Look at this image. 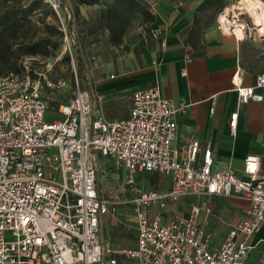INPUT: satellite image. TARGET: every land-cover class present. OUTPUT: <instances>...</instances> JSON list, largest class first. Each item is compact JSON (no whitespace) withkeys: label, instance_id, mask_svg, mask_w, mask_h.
<instances>
[{"label":"built area","instance_id":"built-area-1","mask_svg":"<svg viewBox=\"0 0 264 264\" xmlns=\"http://www.w3.org/2000/svg\"><path fill=\"white\" fill-rule=\"evenodd\" d=\"M43 1L57 14L76 87L59 105L62 118L47 120L42 89L50 82L45 71L29 68L32 57L0 74V264H246L250 239L264 223L260 156L246 155L238 173L231 165L212 168L209 142L201 147L190 137L174 147L175 114L183 108L163 96L158 81L130 92L127 116L107 119L77 80L68 24L74 10L65 15L64 0ZM150 32L154 39L162 34L157 27ZM262 89L264 72L250 86H235L238 102H264ZM97 153L112 161L113 179L127 187L133 246L114 247L102 235L101 219L115 215L120 201L99 185ZM141 172L164 175L169 188L145 189ZM211 196L248 201L244 216L227 223L216 242L213 208L196 200ZM173 206L177 212L168 215Z\"/></svg>","mask_w":264,"mask_h":264},{"label":"crops","instance_id":"crops-1","mask_svg":"<svg viewBox=\"0 0 264 264\" xmlns=\"http://www.w3.org/2000/svg\"><path fill=\"white\" fill-rule=\"evenodd\" d=\"M64 1L65 15L70 10L76 11L74 18L68 20L75 43L72 29L75 18L89 20L96 11L99 16L100 9L105 6L104 1L95 4H85L80 0ZM145 1L155 16L150 29L160 28L162 34L154 39L140 20H136L121 43L112 45L103 27L109 45L101 50H125V54L124 61L112 63L103 70L104 77L94 81L93 90L89 91L95 101L94 107H98L107 119L125 117L130 108V92L158 81L163 96L170 99L176 108H183L175 114L177 136L172 143L174 147L179 148L190 137L197 138L201 147L209 142L213 153L212 168L219 170L231 165L238 173L246 155L258 154L260 174H264V102L250 100L239 103L235 90L237 84H254L256 75L262 73L241 63L240 44L244 36L240 38L233 30L235 27L218 26V20L203 30L200 40L193 46L187 38L193 14L201 0ZM231 20L237 22L235 16ZM113 65L115 69H112ZM261 91L264 93V89ZM123 93L126 100L121 96ZM95 94L102 95L101 102L95 100ZM234 112L237 113L236 127L232 130L230 123ZM223 198L238 214V218L231 221L241 219L248 201L236 196ZM122 214L128 220L127 213L124 216L119 210L115 215H105L101 219V232L107 241L108 223L114 219L122 223ZM129 231L134 241L133 231ZM134 242L127 246H133ZM249 244L246 264H264V223L260 224Z\"/></svg>","mask_w":264,"mask_h":264},{"label":"rangeland","instance_id":"rangeland-1","mask_svg":"<svg viewBox=\"0 0 264 264\" xmlns=\"http://www.w3.org/2000/svg\"><path fill=\"white\" fill-rule=\"evenodd\" d=\"M261 1L264 3V0ZM216 6L217 3L204 13H201L200 17L202 20L211 21V25H213L218 22L220 15L224 14L226 21L218 22V24H224L230 28L240 25L244 34V41L240 44L241 63L256 72H264V33L259 32L260 27L243 8L241 0H223L222 8L218 13L214 14ZM63 10L62 8V14H64ZM233 16H235L237 22L231 20ZM34 19L38 22L35 38L38 39L48 35L51 37L52 43L50 44L48 55H34L32 59L27 60L28 66L32 70L46 72V77L50 82V85L45 83L42 89L43 96L48 103L46 119H60L62 118V114L59 111V105L71 99L76 87L74 67L71 63L70 55L69 60L66 59L69 52L64 50L63 41L58 32L57 14L52 7L47 4L45 7L35 9ZM47 29L49 30L47 31ZM72 29L75 34L72 55L77 71V80L81 88L90 91L93 90L94 81L100 79L101 76L104 77L103 70L112 63L115 64V62L120 60L124 61L123 55L125 54V50H101L108 48L109 44L99 21L97 11L89 20L85 19L84 21L76 17ZM54 43H56L55 47L53 46ZM26 56L27 54H18L11 66L4 68L3 71L7 68L20 66ZM46 64L50 66V69H47ZM113 68L115 69L116 67L113 65ZM125 95L124 93L121 94V96H124V99ZM95 157L98 165L97 178L100 187L108 197L120 201L118 203V210L124 213V216L126 212V217L129 218L131 207L127 202L129 194L126 185L122 182L121 178L113 179L115 169L110 159L99 153ZM138 181L147 190L162 192L169 188L168 178L156 172H141L138 175ZM223 197L196 198V200L205 199L213 208L215 217L211 219L210 230L215 239L224 235L227 230V223L238 218V214L235 213L232 207H229L228 204L230 203L224 200ZM237 205L240 206L239 203ZM169 210L171 211H169L170 213L168 212V215L174 216V211L177 212V207L173 206ZM110 221L107 225L109 231L106 230V236L109 237L108 241L113 244L112 246L132 245L134 242L133 237L128 234V230L132 232V228L129 227L130 219H124L122 223L117 219Z\"/></svg>","mask_w":264,"mask_h":264},{"label":"trees","instance_id":"trees-1","mask_svg":"<svg viewBox=\"0 0 264 264\" xmlns=\"http://www.w3.org/2000/svg\"><path fill=\"white\" fill-rule=\"evenodd\" d=\"M102 0H80L85 4H95ZM217 6L214 14L223 6V0H202L197 6L187 41L195 46L201 38L203 30L210 26L211 21H203L200 17L210 7ZM105 6L100 9L99 21L108 32V41L112 45H119L127 30L133 22L140 20L146 32H150V24L155 20L154 14L149 10L145 0H107ZM43 0H0V74L4 68L10 67L18 54L48 55L50 36L35 38L38 30V22L34 19V10L45 7ZM74 13L76 11L74 9ZM49 29H47L48 31ZM62 39V32L58 27ZM63 41V39H62ZM56 46V43L53 45ZM69 54L66 59L69 60ZM21 67L7 68L18 70Z\"/></svg>","mask_w":264,"mask_h":264},{"label":"bare ground","instance_id":"bare-ground-1","mask_svg":"<svg viewBox=\"0 0 264 264\" xmlns=\"http://www.w3.org/2000/svg\"><path fill=\"white\" fill-rule=\"evenodd\" d=\"M241 3L246 12L253 17L254 21H256V23L260 27L259 32L264 33V3L261 0H241ZM219 21H226V17L224 14L220 15ZM233 30H235L236 34L240 36V38H243L244 35L240 25L236 26Z\"/></svg>","mask_w":264,"mask_h":264},{"label":"snow or ice","instance_id":"snow-or-ice-1","mask_svg":"<svg viewBox=\"0 0 264 264\" xmlns=\"http://www.w3.org/2000/svg\"><path fill=\"white\" fill-rule=\"evenodd\" d=\"M251 167L254 169L255 168V165H251Z\"/></svg>","mask_w":264,"mask_h":264}]
</instances>
